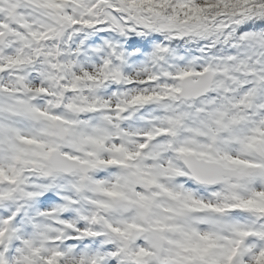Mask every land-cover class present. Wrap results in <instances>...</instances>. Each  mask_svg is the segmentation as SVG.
Masks as SVG:
<instances>
[{"label": "snow or ice", "instance_id": "1", "mask_svg": "<svg viewBox=\"0 0 264 264\" xmlns=\"http://www.w3.org/2000/svg\"><path fill=\"white\" fill-rule=\"evenodd\" d=\"M0 264H264V0H0Z\"/></svg>", "mask_w": 264, "mask_h": 264}]
</instances>
